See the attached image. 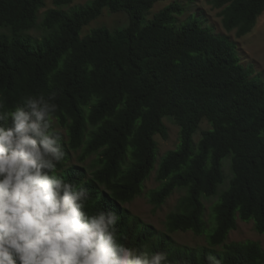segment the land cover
I'll return each instance as SVG.
<instances>
[{
	"label": "trees",
	"instance_id": "1",
	"mask_svg": "<svg viewBox=\"0 0 264 264\" xmlns=\"http://www.w3.org/2000/svg\"><path fill=\"white\" fill-rule=\"evenodd\" d=\"M159 1L94 0L64 10L74 0H53L56 8L41 21L47 34L34 39L25 34L37 27L45 0H0V29L7 31L0 33V110H14L27 95L43 94L56 105L55 130L65 151L58 172L77 185L86 181L87 210L120 216L116 227L125 246L164 252L166 264H208L209 256L219 264H264L258 242L227 243L237 215L264 232V82L240 63L230 37L213 34L197 17L179 25L180 3L147 20ZM209 3L238 38L264 12V0ZM105 8L128 15V26L81 36ZM166 117L179 126V144L157 165L155 136L168 138ZM204 120L211 128L195 142ZM78 151L81 160L96 156L90 178L85 169L66 168ZM226 158L231 177L218 193ZM155 169L160 184L146 192L154 208L176 190L185 192L167 215L168 231L206 234L210 247L179 246L124 207L145 193ZM212 197L208 223L204 199Z\"/></svg>",
	"mask_w": 264,
	"mask_h": 264
},
{
	"label": "clouds",
	"instance_id": "2",
	"mask_svg": "<svg viewBox=\"0 0 264 264\" xmlns=\"http://www.w3.org/2000/svg\"><path fill=\"white\" fill-rule=\"evenodd\" d=\"M55 112L43 94L0 110V264H166L164 252L121 243L120 216L87 210L86 181L58 172L65 151Z\"/></svg>",
	"mask_w": 264,
	"mask_h": 264
},
{
	"label": "rangeland",
	"instance_id": "3",
	"mask_svg": "<svg viewBox=\"0 0 264 264\" xmlns=\"http://www.w3.org/2000/svg\"><path fill=\"white\" fill-rule=\"evenodd\" d=\"M94 0H74L70 7H62L64 10L69 8L84 6L91 3ZM210 0H163L155 4L147 16V20L154 17L155 14L165 9L171 3L178 2L183 6L182 14L177 16L178 24H183L192 18H199L204 27L208 28L213 34L228 36L236 44L237 53L240 63L249 69H252V77H257L264 82V12L258 18L254 29L247 35L238 38L235 31L227 32L223 25L220 16V9L214 8L210 3ZM46 7L39 12L38 25L35 29L26 33V36L34 39H41L46 35L47 31L41 27V21L44 13L47 10L54 9L56 6L53 0H45ZM129 24V17L125 13H112L108 8L103 9L102 14L84 26L81 31V36H85L92 32L93 29L99 27H106L111 31L125 28ZM1 32H7L0 29ZM164 123L168 130V138L163 139L160 135L155 136V140L158 146L157 165L160 158L167 152L175 150L179 144V126L174 120L168 117L164 118ZM211 126L207 121H203L200 130L194 135V141L198 142L201 137V132L210 129ZM56 129L65 134V130L62 127L56 126ZM81 151L72 152L71 159L66 162V168L80 167L85 169L87 177H91V169L95 155H92L85 160H81ZM156 165V169H157ZM223 167L226 175V182L222 184L219 191L225 189L229 183L231 177L230 159L223 160ZM156 169L147 180L145 184V193L135 198L132 202L124 204L133 215L138 216L142 221L148 225L154 227L160 234H168L179 246H185L190 248L210 247L207 235H196L192 231H178L170 233L166 226L167 215L176 209L180 198L185 194L182 190H176L173 195L162 205L160 208H154L149 202L146 192L150 189H155L159 186V182L156 180ZM217 197L210 199H204L206 206L205 220L211 223L212 219V207L216 203ZM247 241L258 242L264 248V232H261L256 223L251 221H242L238 215L236 216V226L228 233L227 243L239 242L244 243ZM217 250H222V246L216 247Z\"/></svg>",
	"mask_w": 264,
	"mask_h": 264
}]
</instances>
